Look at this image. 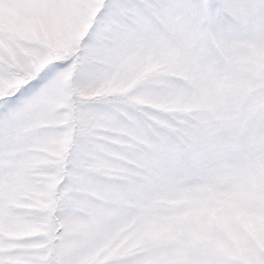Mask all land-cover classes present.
Masks as SVG:
<instances>
[{"label":"snow or ice","instance_id":"1","mask_svg":"<svg viewBox=\"0 0 264 264\" xmlns=\"http://www.w3.org/2000/svg\"><path fill=\"white\" fill-rule=\"evenodd\" d=\"M0 264H264V0H0Z\"/></svg>","mask_w":264,"mask_h":264}]
</instances>
